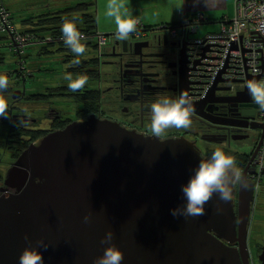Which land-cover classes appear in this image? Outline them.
<instances>
[{"label":"water","instance_id":"95a60500","mask_svg":"<svg viewBox=\"0 0 264 264\" xmlns=\"http://www.w3.org/2000/svg\"><path fill=\"white\" fill-rule=\"evenodd\" d=\"M186 50L183 43L187 65ZM188 72L183 95L194 113L226 101L216 91L229 87L217 83L205 99L189 100ZM240 93L253 103L246 86L231 98ZM206 157L184 136L158 140L94 115L41 136L7 169L0 188V264H19L28 242L36 246L41 239L49 244L41 249L44 264H93L108 246L101 239L109 230L110 243L124 254L121 264H251L255 184L247 168L230 202L213 196L202 216L171 214L183 202L181 185ZM258 260L264 264V250Z\"/></svg>","mask_w":264,"mask_h":264},{"label":"flooded vegetation","instance_id":"af4514ba","mask_svg":"<svg viewBox=\"0 0 264 264\" xmlns=\"http://www.w3.org/2000/svg\"><path fill=\"white\" fill-rule=\"evenodd\" d=\"M134 32L127 40H117L115 32L107 35L106 45L99 54L97 53L96 76L83 74L87 76L88 82L79 91L73 92L69 89L64 92H53L49 93L53 96L47 98L44 96L48 94L49 86L47 91H42L43 89L38 88L40 85L36 87V83L33 82L29 92L23 89L21 91L23 102H29L31 97L33 102L53 103L56 106L53 98L58 97L60 99H57V102L62 109H65V112H60L61 108L57 109L50 105L48 111L51 115L32 117L31 126L26 125L25 120L22 126L23 134L20 136L31 139L33 134L38 136L39 133L44 132L43 135L31 141L33 142L51 131L64 128L74 120H85L91 115L111 119L129 129L152 135L150 131L151 103L162 96L184 97L183 81L189 67L187 70L188 62L186 65L182 58V46L167 35L165 30L147 29L141 36H135ZM92 52L93 50L89 51L85 56ZM83 66L85 70L89 69L86 63ZM188 74L190 81V70ZM73 76L75 78L78 75ZM35 81L39 82L37 77ZM225 87L229 89L218 90L216 93L224 99L227 98L226 101L207 103L205 109L200 108L202 115L192 113V123L189 128H169L163 138L184 136L191 142H196L205 156H210L208 151L217 147L238 152L239 155L243 154L246 161L239 162L240 159H237L238 165L242 174L247 168L245 176L255 184L252 212L255 213L254 211L257 210L262 212L264 210V157L262 164L259 159L260 153L264 151V130L251 127L259 124L264 127V110L254 103L245 101L247 98L245 94L240 93L237 98H231L242 89L235 93L229 85ZM40 97L43 98L40 99L41 101L34 100ZM188 98L191 100L190 97ZM15 101L12 102L11 108H18ZM21 109L24 110L25 107ZM42 109L46 115L47 109L44 106ZM29 115L26 114L25 119ZM34 118H41L38 120L40 121L38 125ZM46 119L48 123L42 125L41 123H44ZM233 144L240 150L233 149ZM258 145L259 148H257ZM255 150V158L248 164ZM4 178L2 182L0 180V188L3 186ZM234 245H237V242ZM260 248L257 255H252L249 249L251 264H262L258 257L264 250V245Z\"/></svg>","mask_w":264,"mask_h":264},{"label":"clouds","instance_id":"9594fccd","mask_svg":"<svg viewBox=\"0 0 264 264\" xmlns=\"http://www.w3.org/2000/svg\"><path fill=\"white\" fill-rule=\"evenodd\" d=\"M106 15L113 18L116 25L115 38L127 40L129 35L136 30L139 20L129 13L123 4L116 0H110L107 5ZM78 17L65 19L61 27L64 44L74 54L76 59L73 64H79V57L86 54L87 48L85 37L77 25ZM63 80L67 87L73 92L84 88L88 82L86 75H78L74 78L73 73L65 71ZM246 88L252 102L264 110V79H252L247 81ZM9 87V78L5 73H0V117L7 116L8 100L2 95ZM28 111L27 108L24 109ZM192 112L190 102L187 98H170L162 96L150 105V131L153 137L162 139L169 128L187 129L192 123ZM243 185L244 176L236 158L226 152L222 147H217L210 156L202 159L195 166L188 176L187 182L181 185L182 204L171 209L174 217H196L205 214V205L217 196L224 203L232 199V187ZM220 209H218V212ZM90 219L84 217L85 222ZM113 239V232L109 230L101 239V244H107L103 254L96 257L93 264H121L124 254L115 244L110 243ZM25 240L28 236L25 235ZM49 247L44 240L36 242L33 246L31 241L22 251L19 257V264H44L41 249Z\"/></svg>","mask_w":264,"mask_h":264},{"label":"built area","instance_id":"2783aa9c","mask_svg":"<svg viewBox=\"0 0 264 264\" xmlns=\"http://www.w3.org/2000/svg\"><path fill=\"white\" fill-rule=\"evenodd\" d=\"M235 8V15L222 20L218 31L200 37L194 35L206 19L202 11L157 28L165 30L179 45L187 46L192 101L205 99L216 83L229 85L237 93L245 88L250 77L260 75L264 79V0H237ZM7 10L0 0V27L10 31L14 26ZM146 30L139 22L135 36H141ZM92 38H95L94 50L99 54L106 45L107 35L97 31ZM263 157L264 151L260 153L261 164Z\"/></svg>","mask_w":264,"mask_h":264},{"label":"rangeland","instance_id":"374dc122","mask_svg":"<svg viewBox=\"0 0 264 264\" xmlns=\"http://www.w3.org/2000/svg\"><path fill=\"white\" fill-rule=\"evenodd\" d=\"M11 0H3V4L5 7H7L8 15H9V20L11 24L14 26V29L7 31L4 30L0 27V73H5L8 78H9V84L11 85V89H8V91L4 92L5 97L8 100V108L10 109V113L7 115V120L4 119L0 123V180L1 182L3 181V178L5 177V173L7 169L13 164V162L17 159H13L11 153H12V148H11V143L8 144V140L5 141L7 135H9V124L11 122L15 123V125L20 126L22 128L23 122L26 120L27 124L30 125V122H33L32 117H38L39 115L44 116H49L51 115L48 111L50 109V105H52L55 108H61L60 103L58 104V100L60 99L58 97L53 98L55 100V103L57 104L54 106V104H43L40 102H33V99L31 97L29 98V102H23V99L21 100V91L26 90L30 91L31 86H33V82H35L36 87L39 89H43L42 91H47L48 86L52 85H63L67 83L66 81L63 80V74H64V69L67 65L66 60L64 59L65 57H57V55L60 52H50L49 48H52L53 46L47 45L49 42L47 41L46 43H42L40 38H34V35L32 32L21 29L17 25V20H18V15L19 13L16 10H12V8H9L11 5ZM109 2L103 3L105 6L102 7L100 5L99 10H98V21L100 23V27L98 30L103 32L104 26L103 24L105 22H109L111 20V17H108L106 15L107 11V4ZM22 26V25H21ZM205 25L201 24L199 27L197 33H195L194 37H200L203 34L202 31L205 30ZM110 33L111 31H106L103 32V34ZM21 35V36H20ZM24 38V39H23ZM51 39V37H47V40ZM32 41V43H30ZM38 44V46L35 48V51H30L28 52L29 47L32 44ZM55 46V44H54ZM90 50L87 49L86 54ZM15 52V53H14ZM14 53V54H13ZM85 54V55H86ZM84 55V56H85ZM17 57H19L18 60ZM16 60L19 61V63H16ZM7 64L16 65L20 66L21 69V75L23 76L22 79L15 81V79H11L13 76V73H9L6 70L9 69ZM43 72H49L47 74H43ZM21 76V77H22ZM35 76V77H34ZM36 77L37 81L36 82ZM25 85V87H23ZM44 86V87H41ZM57 87V86H56ZM50 90V89H48ZM20 91V92H19ZM17 93V94H15ZM15 94V95H14ZM42 97L34 99L35 101H41ZM48 98V97H47ZM43 99V98H42ZM17 100V101H15ZM15 101L17 102L18 108H11L12 102ZM60 101V100H59ZM42 106L47 109L46 115L44 111H42ZM27 108L28 111L25 112L21 108ZM41 107V108H40ZM40 108V109H39ZM40 110V111H39ZM60 112H65V109L61 108ZM30 114L27 119H25L26 114ZM38 125L41 120V118H34ZM48 119L44 123H41L42 125H46ZM7 122V123H6ZM14 130V129H13ZM2 143H6L5 146L2 145ZM233 149L240 150V148L237 145H232ZM2 175V176H1ZM2 177V178H1ZM1 185V183H0ZM255 213H252L251 221H250V226H249V231H248V241H247V246L251 250L252 255H257L260 251V246L264 245V210L262 212L260 211H254ZM250 252V251H249Z\"/></svg>","mask_w":264,"mask_h":264},{"label":"trees","instance_id":"16d2710c","mask_svg":"<svg viewBox=\"0 0 264 264\" xmlns=\"http://www.w3.org/2000/svg\"><path fill=\"white\" fill-rule=\"evenodd\" d=\"M38 3L39 4L41 3L45 6L49 5V9L44 10L43 13L33 15V17L32 15H30L28 16V18H24L23 20L21 19L20 23L22 24V29L32 32L34 35V38L36 39L40 38L42 40L41 41L42 43H46L48 41L49 43L47 45H51L53 47L47 50H49L50 52H53V51L60 52L57 55V57H62V56L65 57L64 59L66 60L67 65L64 69V73L65 71H68V72L73 73V75L89 74L95 77L96 71H97L98 58H97L96 50H94L95 48L94 39L95 38H92V37L98 31V26L96 25L97 14L95 13L94 0H44L42 2L40 0L38 1ZM39 9H42V6H39ZM72 17H78L77 25H78L79 30L85 36L86 48L89 49L90 51L93 50L92 52L93 54L91 53V54H88L87 56L79 57V60H80L79 64L72 63L73 60L76 59V57L70 51V49L64 44L62 33H61V27L65 19H70ZM146 28L153 29L148 26H146ZM47 37H51V39L47 40ZM18 58L19 57H17V59ZM18 60H16L17 64L20 61ZM84 63H86V65L89 66L88 70L84 69V66H83ZM6 66L9 67V69L6 71L11 74L13 73V76L11 77V79H15V81H17L23 78L22 76L23 74L21 75L22 71L20 69V66H16L12 64L11 66L10 64H7ZM47 73L49 72H43V74H47ZM8 89H11L10 84H9ZM8 89L6 91H8ZM48 89L50 90L47 91L48 94H46L44 97L53 96L49 93L64 92V91L69 90V88L67 87V83L60 85V87L59 85H57V87L49 86ZM2 95H5V93H2ZM8 113H10L9 108H8L7 115ZM4 119L7 120V116L0 117V123ZM8 126L10 130H9V135H7L5 141L8 140L7 141L8 144L11 143V148H12L11 155L13 159L17 158L20 155V153L25 148H27V146L30 144L32 140H35V138L44 134L43 132V133H39L38 136L36 134H33V136L30 135V137L32 136L31 139H28L25 137L23 138L20 136V134H23V129L20 128V126L15 125V123L13 122H11ZM61 126H63V124H61ZM5 144L6 143H2V145L4 146ZM214 150L215 149H211L208 151V153L211 155L212 151ZM224 150L228 152L229 154L233 155L236 158V160L240 159L239 162L246 161L243 154L239 155L238 152H234V151L230 152L227 149H224Z\"/></svg>","mask_w":264,"mask_h":264},{"label":"crops","instance_id":"0c3cea01","mask_svg":"<svg viewBox=\"0 0 264 264\" xmlns=\"http://www.w3.org/2000/svg\"><path fill=\"white\" fill-rule=\"evenodd\" d=\"M38 1L40 0H11V5L9 6L12 10H16L19 13L17 25L21 27V29V19L28 18L30 15L33 17V15L43 13L44 10L49 9V5L45 6L41 3L39 4ZM42 1L44 0H41V2ZM94 2L95 13L97 14L96 25L99 29V7L100 5L104 7L110 0H94ZM104 2L105 5L103 4ZM116 2L123 4L124 8L136 17L140 23L150 28L170 25L181 20L183 16L189 17V15L202 11L206 17L204 23H202L203 25L206 24L205 30L201 33L204 35L206 33L218 31L222 20L231 18L235 15L237 0H116ZM39 6H42V9H39ZM103 26V32H116V25L113 18H111L109 22H105ZM98 31L103 33L100 30ZM37 46L38 44H32L28 52L35 51Z\"/></svg>","mask_w":264,"mask_h":264}]
</instances>
